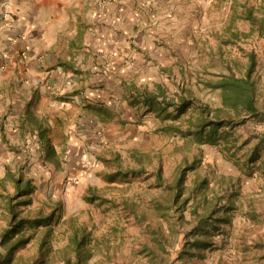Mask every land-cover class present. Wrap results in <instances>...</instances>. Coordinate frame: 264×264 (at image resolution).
Instances as JSON below:
<instances>
[{
    "label": "crops",
    "instance_id": "crops-1",
    "mask_svg": "<svg viewBox=\"0 0 264 264\" xmlns=\"http://www.w3.org/2000/svg\"><path fill=\"white\" fill-rule=\"evenodd\" d=\"M201 3L0 0V182L20 174L26 158L39 167L48 152H75L74 141L151 126L154 105L169 92L181 96L188 51L229 28L225 9L218 24ZM3 202L0 235L9 220Z\"/></svg>",
    "mask_w": 264,
    "mask_h": 264
},
{
    "label": "rangeland",
    "instance_id": "rangeland-1",
    "mask_svg": "<svg viewBox=\"0 0 264 264\" xmlns=\"http://www.w3.org/2000/svg\"><path fill=\"white\" fill-rule=\"evenodd\" d=\"M203 1L209 6L205 9V5L201 3L204 7L202 12H211L209 17L212 22L218 21L220 24L224 19L225 14H221L220 9L229 13V28H220L219 25L217 39H198L194 52L188 51L180 95L188 96L189 102H195L196 106L201 103L211 110L221 108L220 90L207 87V83L218 81L223 75H227L229 67L237 75H242L247 64L246 54L253 52L256 55L253 78L258 87L257 101L264 113V36L251 31L249 22L240 18L244 6L254 8L256 14L260 15L258 10L261 0ZM215 12L219 14L212 18ZM233 34L238 37L233 38ZM192 54L194 55L190 56ZM236 61L240 65H235ZM169 95V101L179 100L175 93L169 92ZM156 105L153 110L156 112L155 116H152V119L156 120L151 126H129L124 131L122 127L119 133H112L110 129L101 133L98 138L95 137V140L77 144L74 141V146L77 145L75 152L59 157L62 164L55 169L51 167L53 171L45 163L44 157L40 168L26 158L20 174L33 180L36 187L31 196L33 203L28 208L30 216L45 215L52 209L57 211L52 222L51 244L54 249L66 245L67 224H63V221L71 218L76 224L84 227L93 239L109 243L113 249H117L115 252L110 247V253H115L116 257L109 261L99 246L94 248L88 264H121L125 259L130 260L127 255L130 253L132 238L140 234L141 228L130 216L112 206L110 202H86L83 199L86 188H96L106 199L127 197L143 201L146 190L151 191L149 184L153 186V181L128 178L109 183L103 179L101 172L113 170V166L108 167L104 159L108 160L114 154H119L122 167L134 166L129 155L131 150H137L149 154L150 157L160 158L165 175L168 176L173 166L186 155L190 162L197 160L195 170L188 173L186 184L192 186L195 179L206 178L204 194L208 198L217 195L220 205L228 206L229 200L235 205L231 223L224 224L215 232L214 244L207 250L204 264H217L219 260L223 264H264V169L243 164L253 152H256L259 158L257 165L264 160V140L258 144V138H255L256 135L264 136V115L257 120L245 116L244 124L230 130L231 141L227 151L223 144H184V139L175 134L170 125H185L190 114H183L175 120L172 108L161 112L162 107ZM194 106L191 105L189 110H193ZM168 113L169 117L164 118ZM222 129L226 130L228 127L224 126ZM8 188L12 190L9 184ZM184 216L187 220L191 219L189 209L184 211ZM190 228H180L178 243L174 245L176 250L182 246L184 235ZM257 241L261 243L259 246L256 245ZM36 244L37 240L33 239L27 248L18 254L27 256L34 253ZM175 249L172 252L173 257Z\"/></svg>",
    "mask_w": 264,
    "mask_h": 264
},
{
    "label": "trees",
    "instance_id": "trees-1",
    "mask_svg": "<svg viewBox=\"0 0 264 264\" xmlns=\"http://www.w3.org/2000/svg\"><path fill=\"white\" fill-rule=\"evenodd\" d=\"M258 11L260 15L256 14L254 8L244 6L240 18L249 22L251 31L264 36V0H261ZM237 37L233 34V38ZM246 56L247 64L242 75H237L229 67L227 75H223L218 81L207 83V87L220 90L221 108L211 110L201 103L196 106V103L189 102V97L185 95H181L178 101L163 102L161 112L172 108L175 120L183 114H190L185 125H170V129L184 139V144H223V148L228 151L230 130L244 124L245 116L257 120L264 115L258 106V87L253 78L256 55L249 52ZM234 64L240 65L237 61ZM145 96L146 103L157 101L156 97L147 94ZM191 105L196 107L189 110ZM169 114L164 118L169 117ZM224 126L228 129H222ZM255 138H258V144L264 140L263 135H256ZM129 157L134 166L122 167L119 154H114L108 160L104 159L108 167L113 166V170L103 171L101 176L109 183L128 178L152 180L153 186L149 184L151 191L146 190L143 201L127 197L106 199L94 187H87L83 194V199L88 203L110 202L140 226V234L132 238L130 253L127 255L130 260L125 259L121 264H204L206 252L214 244L215 232L224 224L231 223L234 203L229 200L228 206L220 205L217 195L208 198L204 194L206 178L195 179L192 186L186 184L188 173L196 168V159L190 162L184 155L167 176L160 158L150 157L149 154L137 150H131ZM44 159L53 165L60 164V158L53 152H48ZM258 160L257 153L253 152L243 164L264 169V160L257 165ZM8 182L12 184L13 191L7 189ZM35 189L33 180L24 178L21 174L9 172L0 182V197L4 199L2 208L9 216L7 226L0 235V247L4 249V253H0V264H88L93 249L98 246L107 260L115 259L116 254L109 251V243L93 239L84 227L76 224L71 218L63 221V224H67L66 245L54 249L51 244L52 222L57 211L52 209L45 215L30 217L28 208ZM187 209L190 210V220L184 216ZM185 226L191 228L184 235L182 246L176 250L174 245L178 243L180 228ZM33 239L37 240L35 252L27 256L18 254L26 249ZM258 244H261L260 241L256 242V245ZM113 250L117 252V249ZM217 264L223 262L219 260Z\"/></svg>",
    "mask_w": 264,
    "mask_h": 264
},
{
    "label": "built area",
    "instance_id": "built-area-1",
    "mask_svg": "<svg viewBox=\"0 0 264 264\" xmlns=\"http://www.w3.org/2000/svg\"><path fill=\"white\" fill-rule=\"evenodd\" d=\"M6 16H7V15H6ZM38 60H39L40 62L42 61V59H41V58H39Z\"/></svg>",
    "mask_w": 264,
    "mask_h": 264
}]
</instances>
